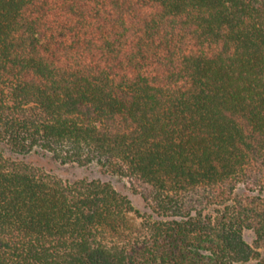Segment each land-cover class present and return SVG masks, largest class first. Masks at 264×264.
<instances>
[{
	"label": "trees",
	"instance_id": "1",
	"mask_svg": "<svg viewBox=\"0 0 264 264\" xmlns=\"http://www.w3.org/2000/svg\"><path fill=\"white\" fill-rule=\"evenodd\" d=\"M0 143L164 218L0 152V264H264V0H0Z\"/></svg>",
	"mask_w": 264,
	"mask_h": 264
},
{
	"label": "rangeland",
	"instance_id": "2",
	"mask_svg": "<svg viewBox=\"0 0 264 264\" xmlns=\"http://www.w3.org/2000/svg\"><path fill=\"white\" fill-rule=\"evenodd\" d=\"M0 152L7 158L12 160L22 161L43 168L44 170L60 177L66 181H75L78 179H97L110 183L119 193L126 196L132 206V211L126 215L125 237H141L144 235V226L148 221L164 219L154 214L144 199L133 193L128 185V182L115 175L103 172L98 166H76V165H63L55 161L49 154L42 151H33L31 153L20 155L15 153L7 145L0 143ZM247 195H260L264 196V188L256 190L255 192H248L242 186L235 190V197H242ZM209 212H214L210 209ZM243 236L245 241L252 245L255 235L251 230H244ZM259 254L264 258V247L259 249Z\"/></svg>",
	"mask_w": 264,
	"mask_h": 264
}]
</instances>
